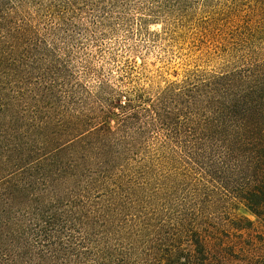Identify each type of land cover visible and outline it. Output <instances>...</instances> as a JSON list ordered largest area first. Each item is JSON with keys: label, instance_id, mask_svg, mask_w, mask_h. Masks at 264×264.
I'll return each instance as SVG.
<instances>
[{"label": "trees", "instance_id": "16d2710c", "mask_svg": "<svg viewBox=\"0 0 264 264\" xmlns=\"http://www.w3.org/2000/svg\"><path fill=\"white\" fill-rule=\"evenodd\" d=\"M135 1L0 0V264H264V0L217 70L89 84L57 42Z\"/></svg>", "mask_w": 264, "mask_h": 264}, {"label": "rangeland", "instance_id": "374dc122", "mask_svg": "<svg viewBox=\"0 0 264 264\" xmlns=\"http://www.w3.org/2000/svg\"><path fill=\"white\" fill-rule=\"evenodd\" d=\"M256 0H137L126 8L100 12L91 6L74 18L72 42L59 39L58 50L83 72L89 84L107 81L128 90L164 85L187 72L217 70L227 60L229 20L248 10ZM70 16V15H69ZM141 16H150L143 23ZM105 19L103 27L93 21ZM130 62L134 79L122 80L121 68ZM157 86V87H156ZM235 211V210H234ZM235 213L255 216L240 207Z\"/></svg>", "mask_w": 264, "mask_h": 264}]
</instances>
